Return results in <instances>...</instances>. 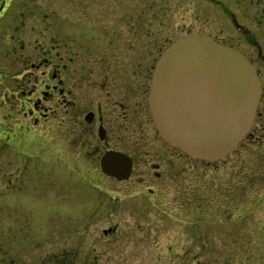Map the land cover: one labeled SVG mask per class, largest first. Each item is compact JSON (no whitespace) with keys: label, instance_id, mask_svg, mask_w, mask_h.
Segmentation results:
<instances>
[{"label":"flooded vegetation","instance_id":"flooded-vegetation-1","mask_svg":"<svg viewBox=\"0 0 264 264\" xmlns=\"http://www.w3.org/2000/svg\"><path fill=\"white\" fill-rule=\"evenodd\" d=\"M204 1L210 3L211 20L222 22H213L221 25L213 41L252 65L261 90L248 134L224 159H259L264 155V0ZM8 4L0 0V139L9 151L7 163L19 150L27 174L28 160L43 161L60 165L61 178L101 177L132 187L133 195L154 197L174 177L184 178L192 162L203 169L224 160H192L155 130L148 105L162 51L156 52L155 15L145 21L144 13H21L23 25L16 30L12 21L20 14L9 12ZM24 18L33 24L25 26ZM253 147L258 155L249 154ZM108 153L129 167L126 179L102 171L100 162ZM45 174L53 173L39 171V177ZM53 238L60 243L56 234ZM55 248L58 260L62 252L58 244Z\"/></svg>","mask_w":264,"mask_h":264},{"label":"rangeland","instance_id":"rangeland-1","mask_svg":"<svg viewBox=\"0 0 264 264\" xmlns=\"http://www.w3.org/2000/svg\"><path fill=\"white\" fill-rule=\"evenodd\" d=\"M69 1L10 0L7 10L20 14L16 30L21 13L155 15L156 52L183 35L213 38L222 25L204 0ZM8 154L0 139V264H264V155L192 162L153 197L101 177L61 178L60 165L43 161L28 160L27 174L19 150L11 165Z\"/></svg>","mask_w":264,"mask_h":264},{"label":"water","instance_id":"water-1","mask_svg":"<svg viewBox=\"0 0 264 264\" xmlns=\"http://www.w3.org/2000/svg\"><path fill=\"white\" fill-rule=\"evenodd\" d=\"M156 60L148 105L161 139L194 160L223 159L248 133L260 94L255 70L206 35H183ZM106 154L102 171L126 179L129 167Z\"/></svg>","mask_w":264,"mask_h":264}]
</instances>
